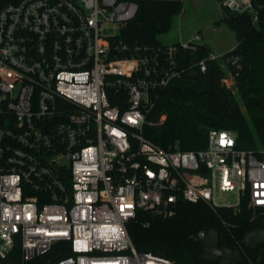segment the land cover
I'll list each match as a JSON object with an SVG mask.
<instances>
[{"label":"built area","instance_id":"2783aa9c","mask_svg":"<svg viewBox=\"0 0 264 264\" xmlns=\"http://www.w3.org/2000/svg\"><path fill=\"white\" fill-rule=\"evenodd\" d=\"M218 2L264 28V0ZM137 12L130 0L0 4L1 259L17 243L28 262L68 242L56 264H177L136 250L128 224L139 211L172 218L182 202L264 211V149H239L231 130H210L197 152L144 135L175 79L211 62L238 67L239 57L211 51L181 69L183 51L206 46L199 33L130 47L119 37Z\"/></svg>","mask_w":264,"mask_h":264},{"label":"trees","instance_id":"16d2710c","mask_svg":"<svg viewBox=\"0 0 264 264\" xmlns=\"http://www.w3.org/2000/svg\"><path fill=\"white\" fill-rule=\"evenodd\" d=\"M11 0H0L6 4ZM138 5L136 17L121 30L119 39L130 47L164 44L160 36L172 30L174 19L184 12L181 0H130ZM216 26L225 24L235 33L238 45L226 57L237 56L238 67L229 69L236 93L223 83L225 71L211 62L208 71H187L159 93L147 116L144 135L169 150L176 144L182 151H201L208 146L210 130H231L238 135V148L258 152L264 149V28L252 24L249 14L235 15L222 9ZM211 50L203 46L197 53L183 51L180 68L189 69ZM197 72V77L190 74ZM207 83L209 92L203 94ZM246 108V114L241 109ZM162 117H166L160 123ZM136 250L162 256L177 264H264V240L247 241L251 234L264 232V211L252 210L245 203L236 213L232 208L212 209L204 202H182L176 216L163 218L139 211L128 224ZM201 232L205 238L201 239ZM218 235V248L228 251L222 257L207 258L206 249ZM71 255L70 244H56L46 254L25 262L22 246L0 258V264H56Z\"/></svg>","mask_w":264,"mask_h":264},{"label":"rangeland","instance_id":"374dc122","mask_svg":"<svg viewBox=\"0 0 264 264\" xmlns=\"http://www.w3.org/2000/svg\"><path fill=\"white\" fill-rule=\"evenodd\" d=\"M184 12L176 17L172 30L160 36V41L164 45H171L182 41H189L195 34L201 32L205 35L206 41L215 54L230 52L238 45V40L234 32L227 25L216 26L220 21L221 11L218 0H184ZM226 87L236 93L235 79L230 69L225 71L223 82ZM241 109L246 113V108L241 103ZM231 202L233 197H229Z\"/></svg>","mask_w":264,"mask_h":264},{"label":"water","instance_id":"95a60500","mask_svg":"<svg viewBox=\"0 0 264 264\" xmlns=\"http://www.w3.org/2000/svg\"><path fill=\"white\" fill-rule=\"evenodd\" d=\"M198 75L199 74L197 72H193V73L190 74L191 77H197ZM201 92L203 94H206V93L209 92V86L207 85V83L203 84ZM258 235H259V240L263 241L264 240V232L259 233ZM200 238L201 239L205 238V232H201ZM248 240H249V238L247 239V241ZM206 251H207V258H209V259H213V258H216V257H222L226 253H229L228 251H224V250H221V249L218 248V235H216L214 243L210 247H208L206 249Z\"/></svg>","mask_w":264,"mask_h":264},{"label":"flooded vegetation","instance_id":"af4514ba","mask_svg":"<svg viewBox=\"0 0 264 264\" xmlns=\"http://www.w3.org/2000/svg\"><path fill=\"white\" fill-rule=\"evenodd\" d=\"M259 233H257V234H251L250 236H249V240H248V242H250L251 240H253L255 243H259V242H262V241H260L259 240V235H258ZM214 243V240H213V242H211V245ZM210 245V246H211ZM209 246V247H210Z\"/></svg>","mask_w":264,"mask_h":264},{"label":"crops","instance_id":"0c3cea01","mask_svg":"<svg viewBox=\"0 0 264 264\" xmlns=\"http://www.w3.org/2000/svg\"><path fill=\"white\" fill-rule=\"evenodd\" d=\"M182 2L184 1V0H181ZM184 3V2H183ZM221 11V10H220ZM221 16H222V13H221ZM199 34H201V32H198ZM201 35H203V38L205 39V35L204 34H201ZM204 43H205V45L212 51V49H211V46L206 42V41H204ZM226 53H228V52H225V53H223V54H226Z\"/></svg>","mask_w":264,"mask_h":264}]
</instances>
